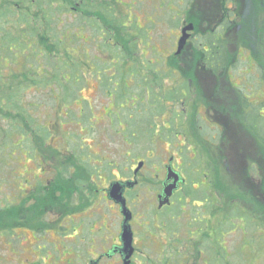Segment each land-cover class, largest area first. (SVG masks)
Listing matches in <instances>:
<instances>
[{"label": "flooded vegetation", "instance_id": "af4514ba", "mask_svg": "<svg viewBox=\"0 0 264 264\" xmlns=\"http://www.w3.org/2000/svg\"><path fill=\"white\" fill-rule=\"evenodd\" d=\"M88 1H76L72 12L78 11L83 2L87 10H92ZM101 1L104 0H98ZM132 1L136 8L130 10L125 0L98 3L100 11L92 18L91 26L98 28L100 22L111 21L114 28L121 32L123 28L122 33L126 31L129 36V30L135 27V31H131L135 46L128 49L117 42L111 45L110 34L103 28L84 40L87 43L94 39V43L88 45H95L98 51L102 49L98 55L106 61L112 60L97 68V76L90 75L97 83L94 92L98 96L81 99L80 89L75 91L77 95L65 100L60 96L65 105L80 100L78 109L81 108L82 115L75 120L72 112L64 122L56 108L54 116L59 119L55 117L52 123L42 118L43 115L49 117L50 107L43 102L42 88L36 87V95L26 97L21 106L22 109L31 107L29 103L34 102L36 122L30 128L21 124L19 132L7 139L0 148V165L10 168L8 157L16 147L22 179H34L40 188L44 186L43 179L53 185L64 179H85V183L76 185L71 193L80 198L96 195L99 203L105 201L108 205L103 213L99 204L78 220L70 219V231L79 228L81 234L67 249L74 250L75 256L67 257L69 260L66 258L64 264H110L111 261L124 264L121 236L125 215L124 205L113 196L112 188L116 184L130 212L128 225L134 247L130 264L138 260L139 254L146 257L142 255L145 264H151L154 253L157 261L164 264H217L218 247L229 248L227 238L235 233L230 222L237 219L229 218L228 225L219 224L218 199L222 191L218 184L232 196L235 187L242 190L244 201L247 195L255 194L261 206L264 205L261 201L264 197V65L255 60L257 65L252 66L253 58H245V53L235 48L227 51L228 63H220L217 57L218 53L225 52L220 44L225 42L230 30L242 23L252 25L263 15L264 0H168L176 10L172 17L180 18L181 27L172 39L167 32L166 39L172 42L173 49L156 54L162 56L156 60L155 68L153 63L142 68L136 65L137 38L153 41L155 26L167 23V12L154 10L152 0ZM121 5L127 6L125 10L129 14L116 17V6ZM254 8L257 13L252 12ZM139 14L144 25L138 24ZM189 24H193L194 29L179 50L182 29ZM107 46L114 48L107 50ZM142 53L150 54L144 48ZM235 60L247 61V64L242 66ZM128 71L132 76L125 85L122 78ZM88 81L87 74L85 86L82 85L84 90L89 87ZM51 91L56 92L54 87ZM100 91L103 92L101 98ZM171 104L173 111H169ZM99 107L105 111L101 117L95 112ZM116 107L121 109L118 116L112 112ZM69 108L72 109L70 105ZM62 124L69 129L62 130ZM142 140L144 143H139ZM47 150L51 153H46ZM26 159L39 173L34 168L29 172L30 167L24 165ZM23 169L26 171L21 173ZM29 174L34 175L29 177ZM8 175L5 180L9 179ZM171 190L167 196V191ZM44 195L56 194L41 193L39 198ZM17 209L21 208L14 203L2 208L5 214L2 226L8 228L18 220L26 224L24 218L15 213ZM241 209L245 225L235 228L242 232L240 247L249 241L244 237H252L254 246L264 244V223L254 220L242 206ZM258 209L262 216L263 209ZM229 211L225 210L227 214ZM96 213H101L97 220ZM88 220L91 228L95 222H101L98 229H107L110 225L109 239L96 241L89 248L99 242L101 251L95 249L91 253L79 242ZM253 221L258 224L253 225ZM36 232L37 229L35 235Z\"/></svg>", "mask_w": 264, "mask_h": 264}, {"label": "rangeland", "instance_id": "374dc122", "mask_svg": "<svg viewBox=\"0 0 264 264\" xmlns=\"http://www.w3.org/2000/svg\"><path fill=\"white\" fill-rule=\"evenodd\" d=\"M33 3H35L37 0H32ZM77 0H73L72 7L69 6L70 12L66 16L68 23L73 22V18L79 14L78 12H72V8L76 6L75 2ZM127 2L128 10H130L132 7L136 8L135 1L132 0H125ZM107 4L111 3V0H104L101 2H98V0H89L88 3L91 5L92 10H87V7L81 11H87L89 13L88 17L94 18L99 13V7L98 3H104ZM69 4V3H68ZM88 4V5H89ZM21 6V4H19ZM152 5L154 7V10H165L167 12L165 20L167 23H164L162 25H159L158 27L155 26V32L153 34V43L149 41L148 38H143L142 41H140V38L138 39V60H137V66L139 68H142L143 65L151 64L153 63L154 68L156 67L155 64L158 62L156 61L159 55H156L159 53H164L166 50L172 51L173 45L172 42L170 43L167 41V32L168 36L170 35L171 39L174 37L175 34L180 31L181 27V20L179 17L176 16L175 19H173V15L176 14L175 6L171 1H164V0H152ZM126 7L124 5L116 6V17L119 15L129 14L126 13L127 10H125ZM257 9H252V12H256ZM245 12V10H244ZM242 12L241 14L243 16H247ZM73 13V14H71ZM253 13V14H254ZM141 14V13H140ZM140 14L138 17V24L144 25V22L140 18ZM182 15V14H181ZM136 18L134 19L135 22ZM129 24V23H128ZM133 26L135 23H132ZM112 25V27H110ZM115 26V25H114ZM113 23L109 21L107 23L106 21H102L97 25L91 26L86 24L85 26H82V29H78L76 31L67 32L61 34V38L64 40L63 43L67 39H71L72 37L79 38L75 43L72 45H69V42L66 41V46L69 53V60L74 61L72 64L73 68H76L79 63L82 65L80 66V69L77 73L70 77H66L65 83H69L73 85V87L80 86V98H88L90 99L92 96H98L95 95L94 87L97 84L94 80H91V76L93 77L97 76V68L99 66H102L106 63H112V60L109 59L106 61L103 56L98 55L99 52L98 48L95 47V45H88L90 43H94V39H91L90 42L85 43L84 40L86 38L90 37V34H96L99 28L106 29L109 32V43L113 45L114 43H121L126 48L129 49L130 46L134 45L135 40L131 38V31H135V27L131 30H129L130 36L126 34V31L123 32V28H121L122 32L118 28H114ZM129 26V25H128ZM158 28V29H157ZM245 32V33H244ZM146 33V32H145ZM229 35L225 37V42H222L220 44L222 50L225 52L220 54L218 53V61L220 63L225 64L227 61V51L229 52V48L233 49L235 48L236 51H243L246 56L245 58H248L249 56L253 58V60L257 61L258 64L264 65V12L263 15H261L257 20L256 23H253L252 25H248L245 23H242L241 25H238L237 28L234 30H230L228 33ZM260 34V35H259ZM142 35V34H141ZM258 35V36H257ZM135 36V34H134ZM67 38V39H66ZM78 44L81 48L78 47ZM239 44V45H238ZM135 46V45H134ZM114 48V46H107V50ZM142 48L149 51L148 56H145L142 53ZM89 49V53H88ZM228 49V50H227ZM230 49V53H231ZM131 50H134L132 48ZM75 57H71V56ZM162 56V55H161ZM166 56V55H165ZM15 64L11 68L12 71L21 72L25 70L26 68L34 69V66L27 65L25 60L20 58L21 56H17L15 54ZM149 59H153V61H149ZM235 59V58H234ZM229 60V59H228ZM236 61V60H235ZM252 63V66L257 65L256 61L255 63L250 60ZM237 62V61H236ZM123 61L121 62V64ZM163 63V62H159ZM174 64H177L175 61H173ZM237 63L241 64L242 66L244 64H247L246 62L238 61ZM162 69H165V66L161 65ZM240 68H242L240 66ZM245 69V67H244ZM37 73H42V69L39 67L35 70ZM88 74V83L89 87L84 90L83 86H85V79ZM132 73L131 71H128L124 77L122 78V82L125 84L126 82H129L131 79ZM172 77H166L165 79H170ZM164 80V79H160ZM165 85L169 84L166 83L167 81H163ZM50 84V83H49ZM126 85V84H125ZM170 87V85H168ZM83 88V90H81ZM78 94V92H77ZM76 94V95H77ZM99 97H103V92L100 91ZM192 95L189 96L191 98ZM54 98L57 101V104L51 103L49 105V117L43 116L42 118L46 121L52 122L54 121L55 112L59 110V115L63 119L64 122L69 120V114L73 112V117L75 120H78L79 114L82 115L81 108L78 109L81 106V101L78 100V102L74 103L71 102L70 104H63L61 102L60 96L58 93L54 94ZM51 102V101H50ZM169 102H167L168 104ZM69 105L72 109L69 108ZM56 106V107H55ZM98 106V105H96ZM173 104L170 105L169 111H173ZM177 106V105H176ZM53 108V110L51 109ZM57 108V110H56ZM74 110V111H73ZM120 107H116L114 112L115 116H118L120 113ZM95 112L99 114L101 117L105 111L104 109L101 110L99 107ZM114 116V117H115ZM58 118V117H57ZM59 119V118H58ZM55 121H58L57 119ZM62 130H68L66 124H62L61 127ZM34 140V137L32 138ZM258 139V138H257ZM256 139V142H258ZM33 142L32 140H30ZM89 142V140H88ZM123 142V141H122ZM224 143H226V137H224ZM139 143H144L142 142ZM124 144V143H123ZM261 144V143H260ZM47 145V144H46ZM142 144H138V147H141ZM91 150H95L94 147H91ZM46 151V150H45ZM140 151V148H139ZM48 154L51 153V150H47ZM43 155V154H42ZM18 156L19 151L18 148L16 150V147H13L11 150V153L8 157V163H10V168H6L4 164L0 165V203L4 207L7 204L14 203L21 209H17L15 211L18 216L20 215L21 218H24V222L26 224H23V220H18L16 223L10 225L8 228L1 226L0 227V264H64L67 257L75 256V251H67L68 246H70L71 242L75 241L77 239V235L81 234V229L76 228L73 232L70 231L72 229V224L70 219L78 220L79 217L84 216L85 212H91L97 206L102 207V212H104V209L108 208V205L105 201L98 202V198L96 195H93L91 197H83L80 198L74 193L75 186L79 183H85V179H64L58 181L55 185L50 184L48 181L43 179L44 186L41 188L38 187L37 184H35L34 179H22L21 174L18 170ZM24 165H27L30 167L29 172L33 171V168L36 169V173H39V170L35 168L34 164L29 161V159L25 160ZM6 168V169H5ZM32 168V169H31ZM26 170H21V173H23ZM9 174V175H8ZM9 176V179H4V177ZM34 175V174H33ZM33 175L29 174V177H32ZM69 183V185H68ZM83 183V184H84ZM255 184V183H254ZM93 186V185H91ZM219 189L222 191V193L219 194L220 198L223 201L229 202L227 204L228 211L233 210L235 205L234 202L230 201L229 198L232 199V195H230L225 188L222 187V184H218ZM255 186V185H254ZM256 190V188H255ZM242 191V190H241ZM2 192V193H1ZM46 193V194H56L52 195H44L41 199L40 194ZM238 194V193H237ZM236 194V195H237ZM254 196L251 197L250 195L246 196L247 198L245 201L242 199V194L239 192L238 196L240 198L236 197V203L238 202L239 205H241L245 210L254 218V220L259 219L261 222L264 223V205L261 206L259 203L257 195L253 194ZM261 200L264 203V197ZM247 200V202H246ZM110 205V204H109ZM262 210V216L259 215V209ZM239 207V206H238ZM248 208V209H247ZM113 210V209H112ZM4 211L0 210V213H2V216L5 214ZM101 213L95 214V219H99V215ZM243 215L241 217H238L234 223L230 222V228H233L235 230V233L233 235L228 236L229 240V250L231 253H235V256H237L239 253L241 255L242 261H239L241 264H264V244L256 245L254 246V242L252 237H244V239H248L249 241H245L243 246L241 247V251H239L241 246V238H242V232L235 228H240L245 225V221L243 219ZM4 218V217H3ZM104 222V221H103ZM3 223V221H2ZM13 223V220H12ZM101 222H95L93 228H91V221L88 220L86 223V229L83 233L82 238L79 240L80 244L83 245V247L91 253H94V250L101 251V246L99 242L95 245L94 248L89 249L92 247L96 241L102 240L104 241L105 238L109 239V232L107 233V230H111L110 225H108L107 229L100 228ZM256 224V223H254ZM97 228V229H96ZM37 229L36 235L34 234V230ZM139 228V230H141ZM241 229V228H240ZM107 233V234H106ZM7 234V237L5 236ZM106 234V235H105ZM7 239V241H6ZM104 239V240H103ZM15 245V246H14ZM104 245V243H103ZM76 248V247H75ZM77 249V248H76ZM156 249V248H154ZM161 250V249H159ZM153 252V251H152ZM153 254V253H152ZM59 255L61 258H59ZM87 255V254H86ZM143 254H139L138 260L134 264H145V258L142 256ZM153 263L154 264H164L157 261V255L154 253ZM91 257V256H90ZM68 259V258H67ZM71 259V258H70ZM69 260V259H68ZM151 263V264H153ZM110 264H116L113 261L110 262ZM150 264V263H146Z\"/></svg>", "mask_w": 264, "mask_h": 264}, {"label": "trees", "instance_id": "16d2710c", "mask_svg": "<svg viewBox=\"0 0 264 264\" xmlns=\"http://www.w3.org/2000/svg\"><path fill=\"white\" fill-rule=\"evenodd\" d=\"M72 5L73 0H37L35 3L32 0H0V148L8 142L7 139L19 132L21 124L25 128L34 126L36 122L35 111L32 107L34 102L29 103L31 107L22 109L21 106L26 97L36 95L34 91L36 87L42 88V94L45 97L43 102L49 105L51 103L56 105L55 93L65 100L68 96H75V91L80 88V86L73 87L65 83L66 77L77 73L83 63L73 68L74 61L69 60L66 41L69 45H73L79 38H66L67 40L63 43L64 39L61 38V34L72 33L78 29L83 30L82 26L93 25V19L88 20L89 13L86 10L84 12L80 10L86 8L83 2L78 11H75L79 14L73 18L72 23H68L66 16L70 12L69 6L72 7ZM78 47L81 48L79 44ZM15 54L21 56L20 58L24 59L27 65L34 66V69L26 68L21 72L12 71ZM38 67L42 69L41 76L35 71ZM50 81H56L58 84L52 86L49 84ZM52 87L56 92L51 91ZM226 191L230 194L228 190ZM239 192L241 190L236 187L233 189L232 198L234 200L236 197L240 198ZM241 197L244 198L243 194ZM235 201H233L234 209L227 214L225 210L229 202L223 201L219 196L218 220L220 225H228L229 218H238L242 215L245 217L241 206ZM2 208L0 203L1 211ZM2 221L3 216L0 213V227L3 224ZM252 224L257 225L258 222L253 221ZM221 230L220 227L219 233ZM241 249L240 247L239 251ZM217 254V264H241L239 262L242 261L240 253L235 256L229 248L218 247Z\"/></svg>", "mask_w": 264, "mask_h": 264}, {"label": "water", "instance_id": "95a60500", "mask_svg": "<svg viewBox=\"0 0 264 264\" xmlns=\"http://www.w3.org/2000/svg\"><path fill=\"white\" fill-rule=\"evenodd\" d=\"M194 29L193 24H189L186 27L182 29V37L179 42V50L182 48L183 44L187 41L188 37L190 36V32ZM113 191V196L115 200L121 201L122 204L124 205L122 207V212L125 215V221H124V226H123V231H122V243H123V251L125 252V257H124V264H130L131 262V257L134 253V247H133V233L131 231V228L128 225V222L130 220V212L125 206V200L122 197V194L119 192V186L116 184L112 188ZM171 191H167V196L171 194Z\"/></svg>", "mask_w": 264, "mask_h": 264}]
</instances>
